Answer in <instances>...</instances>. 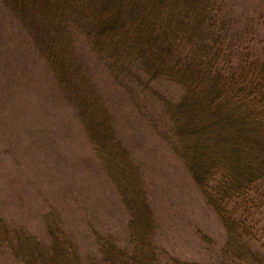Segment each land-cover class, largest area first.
I'll list each match as a JSON object with an SVG mask.
<instances>
[{
  "label": "trees",
  "instance_id": "16d2710c",
  "mask_svg": "<svg viewBox=\"0 0 264 264\" xmlns=\"http://www.w3.org/2000/svg\"><path fill=\"white\" fill-rule=\"evenodd\" d=\"M0 18L44 65L125 233L85 220L84 251L54 206L43 234L0 215V264H264V0H0ZM125 110L217 224L220 242L193 227L203 259L160 244Z\"/></svg>",
  "mask_w": 264,
  "mask_h": 264
},
{
  "label": "rangeland",
  "instance_id": "374dc122",
  "mask_svg": "<svg viewBox=\"0 0 264 264\" xmlns=\"http://www.w3.org/2000/svg\"><path fill=\"white\" fill-rule=\"evenodd\" d=\"M0 20V215L43 234L42 214L54 206L84 251L91 248L85 220L125 238L109 183L91 162L84 137L46 79L44 65L25 51L7 20ZM117 127L141 162L160 223V244L175 255L203 259L193 227L214 239L222 236L197 189L178 161L133 124L127 110Z\"/></svg>",
  "mask_w": 264,
  "mask_h": 264
}]
</instances>
